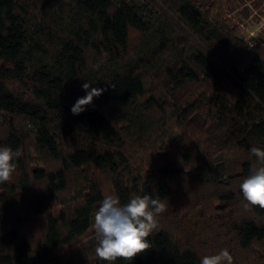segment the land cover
<instances>
[{
    "label": "trees",
    "instance_id": "trees-1",
    "mask_svg": "<svg viewBox=\"0 0 264 264\" xmlns=\"http://www.w3.org/2000/svg\"><path fill=\"white\" fill-rule=\"evenodd\" d=\"M227 1L0 0V146L22 151L0 264H108L92 224L109 194L168 205L150 249L112 264H264V209L239 187L264 150V41ZM86 82L107 90L74 115Z\"/></svg>",
    "mask_w": 264,
    "mask_h": 264
},
{
    "label": "clouds",
    "instance_id": "clouds-1",
    "mask_svg": "<svg viewBox=\"0 0 264 264\" xmlns=\"http://www.w3.org/2000/svg\"><path fill=\"white\" fill-rule=\"evenodd\" d=\"M98 67V65H94ZM87 94L78 98L71 111L78 115L86 110L94 97H99L107 89L90 88V83L82 85ZM22 155L18 148L15 151L9 146H0V183L8 182L16 170L14 162ZM251 155L257 160L250 174L240 184L245 207L258 206L264 209V150L251 148ZM168 205L159 197L151 195H135L127 203L121 204L118 196L106 195L95 212L92 227L95 232L97 246L96 256L112 264L118 258L131 262L136 256L146 252L151 245L148 237L158 229V217L165 213ZM200 264H233V256L228 249L218 254L205 255Z\"/></svg>",
    "mask_w": 264,
    "mask_h": 264
},
{
    "label": "rangeland",
    "instance_id": "rangeland-1",
    "mask_svg": "<svg viewBox=\"0 0 264 264\" xmlns=\"http://www.w3.org/2000/svg\"><path fill=\"white\" fill-rule=\"evenodd\" d=\"M227 6L229 18L240 23L246 37L264 41V0H228Z\"/></svg>",
    "mask_w": 264,
    "mask_h": 264
}]
</instances>
